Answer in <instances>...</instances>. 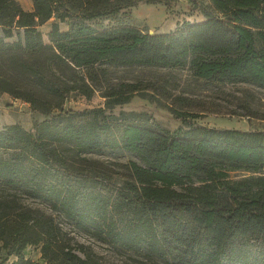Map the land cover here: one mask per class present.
<instances>
[{"label":"trees","instance_id":"1","mask_svg":"<svg viewBox=\"0 0 264 264\" xmlns=\"http://www.w3.org/2000/svg\"><path fill=\"white\" fill-rule=\"evenodd\" d=\"M32 1L29 11L0 0V93L47 116L34 131L0 128V249L16 257L11 264H105L20 196L48 201L102 242L174 264H264V173L230 177L264 172V131L192 125L172 133L134 112L94 108L81 120L83 112L65 108L76 92L90 99L101 90L113 107L147 89L110 83L117 65L190 62L204 82L264 87V0H210L206 20L160 34L103 24L160 0ZM51 19L46 41L40 26ZM105 149L137 159L86 155ZM32 244L42 261L25 256Z\"/></svg>","mask_w":264,"mask_h":264},{"label":"rangeland","instance_id":"2","mask_svg":"<svg viewBox=\"0 0 264 264\" xmlns=\"http://www.w3.org/2000/svg\"><path fill=\"white\" fill-rule=\"evenodd\" d=\"M25 2V0H19ZM211 9L210 0H160L141 2L131 9V15H120L103 24L128 23L143 28L151 34L168 33L176 30L184 22H201L206 20L203 9ZM40 29L45 40H48L47 29ZM102 24V25H103ZM101 25V24H99ZM101 25V26H102ZM64 26V25H63ZM139 82L147 89L134 94L127 102L108 107L101 90L96 91L90 99L81 93H74L65 104L76 111L81 120L91 117L89 111L104 108L107 113L119 114L122 111L134 112L139 119H146L159 124L162 128L177 132L192 125H207L223 129L261 130L264 131V87L250 83L211 84L200 80L193 66L188 62L184 66L165 67L160 65H125L110 67V83ZM180 96L181 99L177 98ZM0 128L19 123L26 130L34 131V123L47 118L46 115L33 111L27 105L20 106L7 101H0ZM258 113V117L248 116L247 109ZM179 113L185 115L179 116ZM92 159L106 163L127 162L137 159L133 153L125 150L86 152ZM264 172H253L244 169L230 171V177L239 180L245 177L260 175ZM26 206L43 211L55 219L70 237L74 245H84L105 264H174L172 257L155 258L146 252H135L102 242L77 227L63 212L40 198L20 196ZM78 253L82 254L80 250ZM25 256L42 261L40 245H29L24 250ZM15 256H7L0 249V262L11 264Z\"/></svg>","mask_w":264,"mask_h":264},{"label":"crops","instance_id":"3","mask_svg":"<svg viewBox=\"0 0 264 264\" xmlns=\"http://www.w3.org/2000/svg\"><path fill=\"white\" fill-rule=\"evenodd\" d=\"M19 1V0H18ZM20 2V1H19ZM20 4L22 5V7L25 9V10H33L34 9V4H33V1L32 0H25V2H20ZM49 22L50 23V26L49 28L47 29V33L50 31L51 29V25H52V22H53V19L47 21L46 23H44L43 25L45 24H48ZM43 25H41L40 27H42ZM0 101L3 102V101H7V102H10V103H13L15 105H20V106H24V105H27L29 108L30 107V103L26 102V101H23L19 98H16L14 96H12L11 94L7 93V92H4V93H0ZM2 107V105H0ZM14 124V123H12Z\"/></svg>","mask_w":264,"mask_h":264}]
</instances>
